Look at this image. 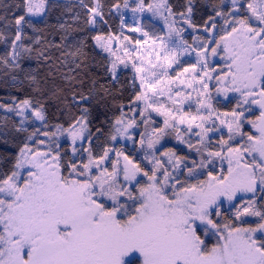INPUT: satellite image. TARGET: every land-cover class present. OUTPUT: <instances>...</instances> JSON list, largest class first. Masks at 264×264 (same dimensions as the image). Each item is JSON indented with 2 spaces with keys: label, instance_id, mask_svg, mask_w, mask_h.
<instances>
[{
  "label": "snow or ice",
  "instance_id": "1",
  "mask_svg": "<svg viewBox=\"0 0 264 264\" xmlns=\"http://www.w3.org/2000/svg\"><path fill=\"white\" fill-rule=\"evenodd\" d=\"M23 7L25 15H43L46 0H24ZM124 7H128L127 2ZM99 9L97 0V7L90 9L93 24L96 17L103 16ZM132 11H147L161 17L169 37L168 43L162 37H155L152 44L156 45L157 40L161 43L143 54L136 46L147 44V40L137 39L130 45L121 41L125 58L133 60L136 73L142 74L140 81L145 91L135 97L136 101L144 102L141 117L146 122L151 120L150 112L164 117V127L153 128L147 139L142 136L139 143L154 149L169 127L182 138L177 125L186 123L188 131L195 125L199 129L195 135L201 137L199 143L203 146L196 151L201 155L207 151V158L199 164L193 161V167L187 169L188 176H196L195 169L206 168L212 158L227 159V175L209 172L207 181L185 184L178 179L179 173L173 174L183 162L174 152L162 153L171 162L172 171L151 152L150 174L133 164L122 151L111 147L94 155L90 136L89 147L83 149L87 152V161L79 163L75 158L62 162L60 152L51 147L41 151L25 143L19 149L12 171L0 179V264H137V260L140 264H264V0L243 3L231 0L230 11L217 9L216 16L223 17L224 25L230 28L221 26L219 39L197 37L196 47L192 49L196 63L181 66L182 71L172 76L168 70L173 64H179L180 50L187 52L190 47L183 39V29L175 27L176 17L197 30L192 21V0H188L182 12H173L168 0H152L148 4L139 0ZM25 15L15 19L11 54L14 61L18 57L16 42L22 40L23 25L31 26ZM216 29L215 17H210L204 31ZM130 30L149 37V32L141 28ZM173 34L179 43L171 39ZM3 38L0 34V39ZM94 39L115 58L110 68L115 78L117 64L126 63L110 47L120 37L98 35ZM124 40L130 38L124 37ZM212 44L215 46L209 49ZM129 47L133 50L128 51ZM218 50L223 52L221 59L224 60V67L219 71L210 64V57L218 56ZM137 58L140 66L135 62ZM185 73H191L190 77L181 79ZM212 82L218 85L217 94L223 92L227 97L229 92L239 93L236 108L230 113L221 114L213 108L208 91ZM172 85L178 90L173 91ZM185 87L192 92H186ZM193 93L198 106L196 114L184 110ZM161 96L167 99L161 100ZM253 105L259 107V116L256 120H246L245 112H251ZM18 108L23 114L25 109L32 108V102L25 99ZM200 109L204 110L203 114ZM214 113L228 132V139L220 141L222 150L215 152L208 150L205 143L209 132L219 131L205 126ZM32 114L40 121L46 120L43 106L33 108ZM245 122L258 134L245 133ZM87 123V117L81 116L67 129L57 126L52 135L66 132L75 154L85 142ZM115 124L118 127L111 136L113 141L118 135L128 136V129L136 121L125 122L122 114ZM43 135L47 137L49 133ZM237 136L244 143L233 147L229 141ZM77 141L81 148L76 146ZM39 144L45 141L40 140ZM223 146H227L226 155L222 154ZM189 147H193L190 142ZM112 153L115 159H110ZM248 154L258 156L253 155L249 161L245 159ZM138 176L146 177L148 183L142 185ZM257 200L261 201L259 207ZM225 201L232 216L218 223V218L223 217ZM249 217L258 219L249 222ZM209 232L218 235L220 241L210 249L201 238V233L207 236Z\"/></svg>",
  "mask_w": 264,
  "mask_h": 264
},
{
  "label": "trees",
  "instance_id": "2",
  "mask_svg": "<svg viewBox=\"0 0 264 264\" xmlns=\"http://www.w3.org/2000/svg\"><path fill=\"white\" fill-rule=\"evenodd\" d=\"M126 1L129 0H99L103 16L96 17L93 24L90 22V9L97 7V0H46V10L41 19L25 15L24 0H0V34L4 37L0 39V105H12L28 99L37 108L43 106L46 124L52 128L62 126L67 129L76 119L86 116L94 155L111 147L131 156L141 169L151 174V150L146 145L141 146L139 141L152 128H163L164 119L150 112L151 120L140 122L132 145L111 140L117 126L115 121L122 114L131 115L137 108L138 116H141V101H136L135 97L142 90L129 64L120 67L113 77L110 68L114 59L100 49L94 39L98 35H114L129 37L131 43L136 40L135 35L122 31V16L116 5L121 6ZM222 1L192 0V21L198 29L204 28L210 17H215L216 24L219 23L216 11ZM144 2L148 4L151 0ZM187 3L188 0H168L173 12L184 11ZM21 15H25L31 26L23 25L22 40L16 42L18 57L14 61L11 54L16 35L15 19ZM147 22L151 21L144 18L145 31ZM163 33L160 27V34ZM216 34L217 39L219 32ZM186 64L187 61H182L175 72ZM34 129V125L21 126L13 112L0 110V179L12 171L19 149L28 142V136ZM165 132L162 149H174L179 155L194 160L203 157L196 149L178 145L175 130L171 127ZM61 146L63 162L70 158L71 149L68 142ZM85 147H89L88 143ZM152 152L156 155L159 151ZM110 159H115L114 153Z\"/></svg>",
  "mask_w": 264,
  "mask_h": 264
},
{
  "label": "rangeland",
  "instance_id": "3",
  "mask_svg": "<svg viewBox=\"0 0 264 264\" xmlns=\"http://www.w3.org/2000/svg\"><path fill=\"white\" fill-rule=\"evenodd\" d=\"M128 4V7L125 8L124 4L121 5L118 9L119 12L121 13L122 16V31L125 34H133L136 36V40L140 39L142 41L147 40L148 43L147 44H142L137 47V50L143 54L147 49L149 48H154L157 47V45H159L161 43V41L157 40L156 45L152 44V39H155V37L159 36L163 38L164 43H168L169 42V37H168V28L164 22V20L159 17V16H154L151 12H137L134 13L132 11V9L134 7H136L139 4V0H129L126 1ZM152 2V0H151ZM150 2V3H151ZM244 0H241V3H243ZM118 9L115 7V11L117 12ZM220 10L224 11V12H228L231 10V0H223L222 1V5L219 8ZM246 13V9L242 10ZM45 13V12H44ZM236 15H240L239 13H237ZM29 17L33 18V19H41L43 15H39V16H32V15H28ZM219 21V25L217 24V29L212 31V32H205L204 28L198 29L196 31H194L192 28L188 27L187 24L183 23L179 17H176L177 23L175 24V27L183 29L182 32V36L183 39L187 41L188 45L190 46L188 48L187 52H184L182 49L180 50V56L178 57L179 59V64L182 61H187V64L183 67H190L191 64L196 63V53L192 50L194 47H196V44L194 43V41L196 40L197 37H199L200 39H206V38H215L216 39V33L219 32V29L221 28V26H223L225 29L230 28V25H224L223 22V17H219L217 16ZM147 19L150 20L151 22H147L146 23V31L149 32V37H144L142 35V33L140 31H131L130 29L133 28H141L143 31V19ZM154 24L159 25L163 30L164 33L160 34V27L157 28ZM221 33L219 32V35ZM105 37V36H103ZM172 40H175L176 43H179V38H177L175 36V34H173ZM219 39V36L218 38ZM121 41H123V43L125 45H130L132 44L130 40H124V37H120V40H113L111 42L110 47L112 48L113 51L117 52V55L121 56L122 58H125V54H124V50L121 48ZM96 42V40H95ZM97 44V42H96ZM97 46L102 49L98 44ZM171 46V45H169ZM215 44L209 45V49L211 47H214ZM118 50V51H117ZM133 49L131 47L128 48V51H132ZM106 52V51H105ZM108 54H110L109 52H107ZM219 55L216 57H210V64L212 67H215L217 69V71H219L221 68L224 67V60L221 59V56H223V52L218 50ZM111 55V54H110ZM161 55H163V50L161 49ZM112 56V55H111ZM113 59H115L112 56ZM126 63L125 64H117V71L115 76L118 73V69L122 66L125 65H133V60L131 59H127L125 58ZM136 64L137 66H140L139 64V58L136 59ZM179 64H173L172 68L169 69V75H175L176 72L178 71H182V70H178L175 72L176 67ZM133 68V66H132ZM134 69V68H133ZM135 71V69H134ZM136 73V71H135ZM137 75V79L138 82L140 84L141 90L142 92L145 91V89L141 86V81H140V76L142 74H138ZM191 75V73H185L184 76L181 77V79H187L189 78ZM218 85L215 84V82H212L209 84V93L211 95V103L213 105V108L216 110V112L218 113H230L234 108H236V104L239 100V93H235V92H229L227 93V97H225V94L223 92L217 94L215 91V88ZM184 87V86H181ZM194 88H198V85L194 84L193 85ZM173 91L178 90L176 88V85H172ZM185 91L186 92H192V89H188L185 87ZM149 95H151V93H149ZM161 100H166V96H161L159 97ZM195 94L193 93L192 99L188 102H186L184 104V110L185 111H191L193 114H196L197 111V105L195 103ZM20 104V102H17L15 104L12 105H5V104H1L0 105V110L5 111V112H13L18 120L19 123L21 124V126L26 127L29 125H34L35 129L33 130V132H31L28 136V142L27 144H29V146H32L33 148H39L41 151H45L47 150L49 147H51L53 149V151H59L61 154V160H62V146L61 144H63L64 142H68V147L69 149H71V155L69 159H76V162L79 163L81 161L86 162L87 161V152L83 151V149L87 148L85 147V144L87 143V139L89 137V129L87 126L88 131L85 132V142L81 148L80 142L77 141V147L81 148L80 152H77L75 154H73L72 152V141H71V137H69L67 135L66 132H64L63 134L57 133L55 136L52 135V133H56L57 127L56 128H52V127H48L46 124V121H40L38 120L33 114H32V109L33 108H37L36 106H34L32 104V108H28L25 109L23 114H20V109L18 108V105ZM141 105H142V112L144 109V102L141 101ZM189 105H191V107H189ZM246 107V106H245ZM9 109H12L11 111ZM201 114L204 113L203 109H200ZM155 113V112H153ZM260 113V109L258 106L253 105L252 106V110L251 112H245V117L246 120H256L257 117L259 116ZM156 115H158L157 113H155ZM137 115V116H136ZM160 117H162L164 119L163 116L158 115ZM122 118V116L120 117ZM119 118V119H120ZM123 118L125 119V122H127L130 119H135L136 124L132 127L128 129V136L125 135H118L117 139L115 141L120 142L122 144H130L132 145L134 143V138L136 136V134L138 133V129H139V124L140 122H142L144 119L141 116H138V111L137 108L134 109L133 113L131 115H123ZM227 119V118H226ZM213 120H215V125H213ZM199 121H197L198 123ZM164 123V122H163ZM206 127H215L218 128L219 131H212L209 132L207 134V139L205 141V143L208 144V150L210 151H221L222 150V146L220 144L221 139L227 140L228 139V132H227V128L224 125H221L219 123V120H217L215 118V113L213 114V118L212 120H208L205 124ZM118 127V126H116ZM177 128L179 130L180 136L182 138H178L177 136V132L175 131V135L177 137L176 139V143L182 147H185L186 149H197L200 148L202 145L198 146L197 144H200L199 141L201 139V137L196 136L195 133L199 131L198 128L195 127V125L192 126L191 130L188 131V125L185 124H178ZM153 129V128H152ZM151 131L147 132V134H145V139H147V137L151 134ZM243 131L245 133H249V134H253V135H257V131L255 128H253L250 124L248 123H244L243 126ZM36 133L35 136H32V133ZM44 132L49 133V136L45 137L43 135ZM31 137V138H30ZM40 140H44L45 144L41 145L39 144ZM189 142L193 145V147H189ZM244 143V140L240 137L237 136L234 140L229 141V144H231L233 147H239L241 144ZM163 145V141L162 138L159 140V142L155 145L154 149H149L151 150L149 152V154L152 152V150H156L159 152H156V158L165 161V166L169 168V171H172V164L171 162H169L168 157L163 156L162 153L164 152H174L176 157H179L183 162L178 164L176 172H174L173 174L176 175V173H179L178 175V179L181 180L182 183L185 184H197L199 181H207L208 180V173L211 172L213 175H227V168H228V162L227 159L221 161L219 158H212V162L210 164L207 165L206 168L200 169V168H196L195 171L197 172L196 176L193 177H189L188 173H187V169L193 167V161H195L197 164H199L201 159H206L207 158V151H205L203 153V157L200 159L198 158L197 160L191 159V158H187L184 155H179L176 150L174 149H162ZM226 147L227 146H223V148L225 149L222 154L226 155ZM159 148V149H158ZM112 155V154H110ZM126 156H128L127 154H124ZM253 155H257L258 154H248L246 155L245 159L251 161L252 156ZM129 159L132 161L133 164H136L134 162V160L132 159L131 156H128ZM120 161L121 164L124 163L123 160V156L120 157ZM138 165V164H136ZM187 165V167L185 166ZM95 171V170H94ZM202 173V174H200ZM138 180H140L142 185H146L148 183L147 178L143 177V176H138L137 177ZM177 187H179V185H177ZM168 195L171 197L172 193L169 190ZM261 204L260 200H257V206L259 207ZM229 205L228 202L225 201L224 204V208L222 209V212L226 210V213H223V217L222 218H218V223L223 222V221H227L228 219L231 218L232 216V212L227 211ZM249 220V222H252L258 218L255 217H249L247 218ZM247 226V225H244ZM254 226V224H253ZM201 238L204 240L205 244L208 246V248H212L213 246H215L219 241V237L218 235H214L212 232H209L207 236H205L203 233H201ZM140 264V261L139 263Z\"/></svg>",
  "mask_w": 264,
  "mask_h": 264
}]
</instances>
